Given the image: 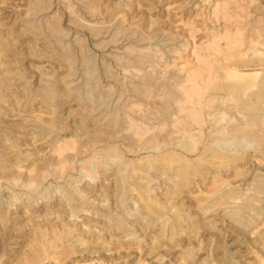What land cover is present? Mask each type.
Listing matches in <instances>:
<instances>
[{"label":"rangeland","instance_id":"rangeland-1","mask_svg":"<svg viewBox=\"0 0 264 264\" xmlns=\"http://www.w3.org/2000/svg\"><path fill=\"white\" fill-rule=\"evenodd\" d=\"M263 52L264 0H0V264H264Z\"/></svg>","mask_w":264,"mask_h":264},{"label":"bare ground","instance_id":"bare-ground-1","mask_svg":"<svg viewBox=\"0 0 264 264\" xmlns=\"http://www.w3.org/2000/svg\"><path fill=\"white\" fill-rule=\"evenodd\" d=\"M260 28V27H259ZM263 38V37H262ZM226 41V40H225ZM259 41V40H258ZM261 41V40H260ZM229 42V41H228ZM260 43V42H259ZM249 46H251V45H249ZM225 50H226V48H224ZM228 49V48H227ZM250 50V49H249ZM259 50H262V49H259ZM227 51V50H226ZM229 52V51H228ZM232 53V52H231ZM230 53V54H231ZM264 53V52H263ZM217 54V53H216ZM238 54V53H237ZM253 54V53H252ZM230 56V55H229ZM251 62H252V60H251ZM251 62H249V63H251ZM262 62H263V60H262ZM253 63V62H252ZM251 63V64H252ZM247 65V64H246ZM235 66V65H234ZM264 66V65H263ZM260 68V67H259ZM264 68V67H263ZM228 69V68H227ZM231 70V69H230ZM228 71V70H227ZM264 73V72H263ZM231 74V73H230ZM226 75V74H225ZM229 75V74H228ZM244 75V74H243ZM236 76H237V74H236ZM241 76H242V74H241ZM226 77H228V76H226ZM225 77V78H226ZM231 76H229V78H230ZM233 77H235V76H233ZM251 77V76H250ZM254 77V76H253ZM253 77H251V78H253ZM256 77H257V73H256ZM224 78V79H225ZM228 79V78H227ZM229 80V79H228ZM241 81V80H240ZM239 83V82H238ZM262 86L264 87V75H263V79H262ZM240 106V105H239ZM228 115V114H227ZM200 116V115H199ZM202 118V117H201ZM200 119V118H199ZM198 124V123H197ZM261 125V124H260ZM226 127V126H225ZM222 130V129H221ZM235 132H236V130H234ZM235 134V133H234ZM236 136V135H235ZM245 137V136H244ZM233 137H231V139H232ZM239 154V153H238Z\"/></svg>","mask_w":264,"mask_h":264}]
</instances>
